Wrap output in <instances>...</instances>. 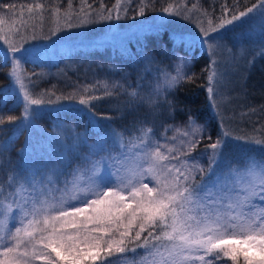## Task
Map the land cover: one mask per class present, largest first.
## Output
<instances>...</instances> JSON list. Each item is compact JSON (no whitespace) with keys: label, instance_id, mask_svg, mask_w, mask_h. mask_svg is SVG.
Segmentation results:
<instances>
[{"label":"snow or ice","instance_id":"obj_1","mask_svg":"<svg viewBox=\"0 0 264 264\" xmlns=\"http://www.w3.org/2000/svg\"><path fill=\"white\" fill-rule=\"evenodd\" d=\"M16 7L0 4V12L7 9L9 15H15ZM19 7L21 17L26 8L30 19L42 18L45 12L55 18L58 26L50 29L51 35L62 30L61 21L63 28H72L98 20H119L128 12L121 0L99 15L83 9L62 12V5L40 2ZM146 7L140 6L137 14L143 16ZM160 11L190 19L172 4ZM252 17H259L264 34V0H256L243 11L230 13V18H220L215 26L211 20L207 27L201 22L199 39L215 55L223 40L221 30ZM29 27L35 40L34 25L23 19L19 24L8 23L0 15V42L7 46L6 55L11 54L9 76L15 85L16 106L22 105L19 117L0 115V130L6 125L17 130L32 126L44 106L54 103V93H34L25 83L40 75L28 74L24 68ZM179 59L173 75L154 57L146 56L136 86L125 89L129 103H144L150 112L167 106L171 112L168 94L191 78L187 62ZM154 64L160 77L153 92L145 97L139 89ZM216 76L212 71L207 77L213 104ZM111 87L124 89V84L117 81ZM104 88H109L107 82ZM84 92L78 103L95 118L92 102L103 97L90 95L87 89ZM105 94L111 96L112 92ZM62 99L77 97H56V101ZM135 124L134 131L123 132L101 127L96 142L88 145L86 152L80 149L88 144V138L74 128L61 126L59 147L46 162L9 171L7 180L0 181V264H110V257L136 254L137 249L144 255L127 264H264V155L242 152L225 161L224 137L228 134L222 126L221 137L206 146L205 169L199 163L204 157L192 156L204 139V126L196 125L194 118L188 119L191 134L182 133L188 137L187 142L180 141L184 151L175 145V135L162 134L165 142L161 143L154 129L146 126V119ZM171 128L169 125L165 133ZM129 131L132 134L126 136ZM236 139L264 147V139ZM145 177H149L148 183Z\"/></svg>","mask_w":264,"mask_h":264},{"label":"trees","instance_id":"obj_2","mask_svg":"<svg viewBox=\"0 0 264 264\" xmlns=\"http://www.w3.org/2000/svg\"><path fill=\"white\" fill-rule=\"evenodd\" d=\"M75 0H71L74 2ZM91 1V0H89ZM173 0H147L144 4L140 0H131L126 6L128 9L126 19L138 15L139 7L147 5L143 16L151 15L161 8L166 7ZM40 3L62 5L65 7L66 0H39ZM93 2V1H92ZM112 0H104L109 5ZM205 6L209 20L216 23L220 18H230V13L243 11L250 7L256 0H205ZM0 4L16 5L15 15H9L7 9L0 12L8 23L15 21L20 23L21 19L30 23L31 19L26 8L21 17L19 6L33 4L30 0H0ZM227 9V11H226ZM44 15H48L47 12ZM42 20V19H41ZM45 21V20H42ZM46 21H49L48 19ZM253 42L258 44L264 41V34L260 33ZM258 39V40H257ZM60 44L63 41H59ZM58 45V51L53 60L39 59L37 48L41 49L40 43H33L25 46L28 50L24 68L28 74L38 73L29 83V88L34 93H48L54 101L51 105L44 106L40 117L34 125L17 130L14 125H6L0 130V181H6L11 169H28L29 164H41L43 161V150L53 155V149L59 145L50 143L56 140L57 133L62 132V127H72L75 131L88 138V144L81 146V151H88V145L97 140V131L104 129H115L124 131L125 129H135V122L147 121L148 127L154 129V133L164 129V126L183 125L188 123L189 117L194 118L195 123L204 126V135L211 136L209 140H203L200 145H208L221 137V121L213 111L207 83L211 58L206 48L200 46L197 41L185 39L183 36L171 32L165 25H155L145 29L139 36L128 39L122 47L115 44H104L102 46L81 47L71 45L70 48ZM60 46V47H59ZM260 54L249 66L243 80L241 93L243 94L240 114L245 116V122L238 127H248L253 132L260 130L264 139V47H259ZM41 53V52H40ZM39 53V54H40ZM24 55V53H21ZM154 57L161 65H167L176 57L180 56L187 62L186 71L191 77L181 82L168 95V100L172 102V111L165 106L150 112L144 103H129L130 97L125 89L131 90L137 84V76L143 74L144 58ZM11 54L6 55V46L0 44V115L17 116L22 112V105L16 106V95L13 94V81L9 76ZM48 61V62H47ZM63 62H68L72 70L66 64V76L55 77L46 73L47 63L50 68L55 69ZM154 77L152 72L145 74L142 87L139 89L142 96L151 94V82ZM119 81L124 84V89L111 87L112 83ZM109 84V90L113 96H105L102 100L93 101V111L97 118L91 116L87 111H83L78 103L80 95H84V90L88 94L98 96L99 83ZM96 92L93 93V89ZM75 95L77 99H62L56 101L57 96L67 97ZM45 99L49 96L45 95ZM98 120V121H97ZM98 122V123H97ZM239 125V124H238ZM259 132V131H258ZM241 136H252V133L240 132ZM126 136L132 132H125ZM233 134V132H231ZM239 137L237 134H233ZM233 136V137H234ZM225 140L224 157L225 161L239 155L242 152L264 155V147L255 144H245L243 140ZM71 143L70 140H67ZM240 143V144H239ZM239 144V145H238ZM206 147V146H205ZM202 147L199 146V149ZM204 148V147H203ZM37 153V154H36ZM31 156V157H30ZM32 158V161L28 160ZM8 168V169H7ZM199 176L197 177V179ZM146 235V233L144 234ZM143 239V237H142ZM132 247V245H129ZM144 255V251L137 249L136 254L125 253L110 257V264H127V261L138 260ZM231 263V262H230Z\"/></svg>","mask_w":264,"mask_h":264},{"label":"rangeland","instance_id":"obj_3","mask_svg":"<svg viewBox=\"0 0 264 264\" xmlns=\"http://www.w3.org/2000/svg\"><path fill=\"white\" fill-rule=\"evenodd\" d=\"M38 1L39 0H30V3L35 4ZM130 1L131 0H121V4L124 8H126ZM146 1L147 0H140V2H142L143 4ZM203 1L205 0H173L169 3L178 10H182L185 15L190 17V19H184L177 16H169L167 13H162L159 10L151 15H136L134 17L131 16L129 19L121 18L119 20H98L96 23H90L72 28H63V21H61L59 27H61L62 30L57 32L55 35L50 34V29L58 26L55 18L51 17L49 14L43 15L42 18L31 19L30 23H28V25H34L37 29V38L35 40L31 39L32 32L31 27H29L27 30V43L25 44V46L41 42V49L37 48V57L40 60L45 58H48V60H53L58 51V45L60 44L59 41H63V43H61L60 45L62 47L66 46L67 48H70L71 45L91 47L102 46L107 43L122 47L123 45H125V42L128 39L134 38V36H140L145 29L153 27L155 25H165L171 32L179 34L185 39L197 41L200 46L206 48L199 39V27L201 26V22L204 27H207L209 21L207 10L202 3ZM209 1L215 2V0ZM116 3L117 0H112V2L106 6L104 0H75L74 2H71V4H69V0H66V8L62 9V12L73 13L80 12V10L83 9L84 12L94 11L97 13V15H99L100 13L105 12L106 9H113ZM56 4L58 3H55V5ZM121 14L123 16V13ZM161 17L164 18L163 21L161 20ZM41 19L45 21H42ZM47 19L49 21H46ZM216 23H213V26H215ZM41 29H43V31H41ZM260 33H262V31L259 17H252L246 20L244 23L228 25L221 30L220 35L223 37V40L220 42L221 47L215 50V55H212L211 51L206 48L208 54L210 55L211 61H216L214 65L211 63L209 70V74L212 71H215L217 73V76L215 77L214 87V91L216 93L214 98L215 103L213 104L211 102V106L213 111L218 115L221 121L223 132L228 134L226 137H224L226 140L234 139L235 141H239L240 139H236V136H234L233 134H237L239 137H255L257 139H263L260 130H258L259 132H253L248 127H238L240 125H243L245 122V116L240 114V108L243 101V94L241 93V90L243 87L244 76L251 63L254 61V59H256V55L262 53L260 52L259 47H264V41H260L258 42V44L252 43L253 38L256 39ZM43 36H49L50 38L44 39ZM1 43L2 42H0V44ZM179 58L182 57L178 56L169 64L161 65L160 67L175 75V68L180 63ZM65 64L69 67L71 66L68 64V62H63L60 66H57V68L52 69L47 63V69L45 71L47 74L49 73L55 77H61L64 75L66 76V68L62 67ZM70 68L72 70L74 67ZM151 72L154 75V77L152 78L150 89V92L152 93L153 88L157 83L158 78L160 77V73L157 71V66L155 64L152 66ZM25 82L28 81L26 80ZM97 85L101 86L99 87V92L105 91L106 93V91L109 90H106L104 88V84L101 82ZM12 87L15 88L14 83ZM208 87L209 81L207 83V88ZM94 89L95 90H93V93L96 92V88ZM105 93H98V96H102L104 98L105 96H107ZM113 95L115 94L112 93L111 96ZM95 118L98 119V117L96 116ZM195 124L199 125V123ZM166 127L167 126H164V129H161L159 132L155 133L156 138L160 139L161 143H164L165 141L162 139V134L166 135L167 137H172L173 135H175L177 137L175 145L177 147H180L181 151H184L185 149L180 145V141L183 140L187 142L188 140V137H184L182 135L184 131H187L189 132V134H191L192 129L189 127L188 123L172 126V128L165 133ZM177 129H179L180 131L177 132ZM239 131L246 134L252 133L253 135L241 136ZM231 132H233V134H231ZM207 138L208 134L206 133V135H204V139L207 140ZM56 141L57 142H55L54 144L59 145L60 141H58V139H56ZM199 146H201L202 148L199 149ZM205 146L207 145L202 146L199 143L197 145V148L192 152V156L204 157L202 159H199V163L202 164L206 169L208 160L205 152ZM49 156H51L50 152H47V150H43L42 162H46ZM28 160L32 161V158H29ZM1 163L2 162L0 161V164ZM16 169L19 170V168ZM144 182L148 183L149 177H145ZM152 186L153 184L149 183V187ZM228 264L231 263L228 262Z\"/></svg>","mask_w":264,"mask_h":264}]
</instances>
